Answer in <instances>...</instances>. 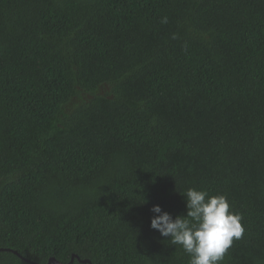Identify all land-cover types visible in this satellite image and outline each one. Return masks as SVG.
<instances>
[{"label": "trees", "instance_id": "obj_1", "mask_svg": "<svg viewBox=\"0 0 264 264\" xmlns=\"http://www.w3.org/2000/svg\"><path fill=\"white\" fill-rule=\"evenodd\" d=\"M189 188L264 264V0H0V264H189Z\"/></svg>", "mask_w": 264, "mask_h": 264}, {"label": "clouds", "instance_id": "obj_2", "mask_svg": "<svg viewBox=\"0 0 264 264\" xmlns=\"http://www.w3.org/2000/svg\"><path fill=\"white\" fill-rule=\"evenodd\" d=\"M182 195L186 197V216L174 219L155 205L152 229L182 247L190 257L189 264H221L234 240L241 239L245 232L242 216L232 210L225 195L213 196L195 188Z\"/></svg>", "mask_w": 264, "mask_h": 264}, {"label": "water", "instance_id": "obj_3", "mask_svg": "<svg viewBox=\"0 0 264 264\" xmlns=\"http://www.w3.org/2000/svg\"><path fill=\"white\" fill-rule=\"evenodd\" d=\"M15 253H17V252H15ZM74 256H75V255H74ZM74 256H73V258H74ZM73 258H72L71 262L73 261ZM82 261H83V262H87V261H89V260H82ZM47 264H64V263H62L61 261H59L58 259H56V258L53 256V257H50V258H49Z\"/></svg>", "mask_w": 264, "mask_h": 264}]
</instances>
